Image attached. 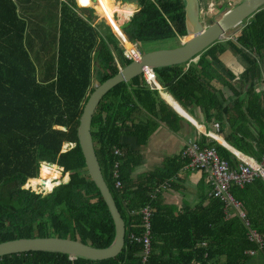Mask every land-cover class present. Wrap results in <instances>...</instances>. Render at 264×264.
Wrapping results in <instances>:
<instances>
[{"label":"trees","instance_id":"obj_1","mask_svg":"<svg viewBox=\"0 0 264 264\" xmlns=\"http://www.w3.org/2000/svg\"><path fill=\"white\" fill-rule=\"evenodd\" d=\"M108 1L105 9L99 7L110 13L109 27L128 50L132 51L133 47L137 50L142 44L179 41L187 36L184 0H139L140 9L121 27L114 18L121 7L114 0ZM66 2L61 3L59 11L47 15L50 19L47 20L55 27L58 25L59 34L55 30L53 37L55 53L52 57H30L23 47L25 22L18 18L12 0H8L7 23L21 25L22 31L17 36L19 41L15 42L21 57H0V243L62 238L104 249L115 241V224L100 190L86 170L78 143V127L90 94L132 60L123 55L119 41L105 23L91 27ZM125 9L127 15L134 8L126 5ZM106 13L102 12L101 17L109 22ZM227 49L248 61L249 69L239 85L248 89L245 99L227 103L223 108L226 100L217 97L221 93L214 85L228 87L235 96L240 95L213 67L217 63L224 68L218 57ZM243 50L258 57L259 62L264 60V7L253 13L232 38L218 40L200 53L185 71L183 63L156 69L153 73L157 87L158 83L168 87L182 105L194 102L207 113L210 110L219 116L223 113L229 120L230 131L225 142L259 161L264 152V107L255 92V82L260 81L261 68ZM96 78L99 85L94 88L92 83ZM147 85L144 75H140L114 87L91 119L92 142L103 178L124 221L122 251L115 258L101 261L37 251L0 256V264H143L142 245L130 235L141 232L139 210L145 205L150 206L152 215L150 254L144 264H248L251 259L248 252L259 248L249 240V230L260 236L264 252V182L261 179H254L243 189L234 186L230 189L248 226L236 211L226 218L223 203L212 198L207 197L206 206L201 203L181 210L162 203L158 188L182 169L185 159L181 164L176 159L167 160L163 163L167 172L156 170L132 180L131 174L141 156L139 151L124 146L120 138L127 134L141 146L151 133L149 122L145 126L133 124L134 112L144 110L153 116L157 112V98ZM159 93L186 117L174 99L162 90ZM127 127L132 131L127 133L124 129ZM251 128L256 130L254 141L250 140ZM213 138L222 142L216 136ZM214 144L218 154L233 169L240 163L226 148ZM64 145L68 147L61 153ZM114 149L120 150L121 156L115 155ZM242 154L237 155L246 160ZM246 162L252 163L250 159ZM44 163L61 167L68 174V183L56 186L58 183L48 180L59 181L62 170ZM116 163L117 180L113 176ZM28 181L39 195L30 194L24 188ZM116 182L120 183V189L115 187Z\"/></svg>","mask_w":264,"mask_h":264},{"label":"crops","instance_id":"obj_2","mask_svg":"<svg viewBox=\"0 0 264 264\" xmlns=\"http://www.w3.org/2000/svg\"><path fill=\"white\" fill-rule=\"evenodd\" d=\"M66 1L12 0V2L16 6V13L18 18H20L21 21L25 22L26 25L22 34L24 45L23 47L28 52L30 57H52V55L55 53V51H53V37L55 34V30L56 34H59L58 25L55 27L54 24L49 21L50 19L47 17V15L49 13L55 12V10L59 11L62 2L68 3L67 5L71 8V10L74 11L80 18H82L83 21H85L91 27L95 28L98 26V24L105 23V21H103L105 19L98 16L100 8L99 5H101L104 9L106 8L104 6L103 0H100L101 2H99V0H72L74 5L71 4V2H69L68 0ZM104 1L107 6L109 4V1ZM114 3L118 4V6L120 7L131 5L120 2L118 0H114ZM9 6L10 5L8 4V0H0V57H21L20 49L17 50L18 48L15 47V42L19 41V37L17 36L21 33L22 26L16 25L15 23V27L14 24L8 25L6 16ZM81 11H86V14ZM136 11L137 10L134 7L131 15L124 19L123 22H127ZM47 18L49 20H47ZM114 18L118 21L119 17L117 15H114ZM118 23H120V21H118ZM105 25L108 26L107 23H105ZM121 25L122 23L119 25V27H121ZM109 29L115 36V38L119 41L118 36L114 34L110 27ZM14 36H16L17 39L13 40L12 38ZM119 45L123 50V55L126 56V58L133 60V57H130L129 55V50L125 48L123 43L119 41ZM42 46H44V49H42ZM243 51L245 54L250 56L247 58H250L252 61L259 62L258 57H254L246 50ZM228 54L229 57H218V60L222 63L224 68L218 66L217 63H213V67L229 84H231V86L235 87L237 93L240 92V95L235 96L233 94V91L228 87L214 85L216 91H219L221 93L218 94L217 97L220 100H222V98L226 100L222 103L223 108L227 105V103H239L241 100L245 99V92L248 89V86L239 88L240 79L249 69L248 61L246 60V58L241 57L240 55H237L238 57H236L234 55H231L230 52H228ZM91 57H94V54L91 53ZM195 59L198 58H193L192 61L184 63V71L191 65V63L197 61ZM259 66L261 68L259 74L260 81L255 82V92L257 93V96L262 99L261 107H264V60L259 62ZM121 70L122 69H120L119 71ZM144 80L146 84H148L145 76ZM158 85V90L152 88L150 85L148 86L157 98L158 105L156 114L154 116L151 114L148 115V113L144 110H142L141 112L136 111L133 114V124H140L141 126H145L149 122L148 128L151 133L145 140V144L138 146L136 139L134 137L128 136L127 134H124L120 138V142L124 146L128 147L131 151H139L141 156L140 163L135 167L133 173L131 174V178L133 181H135L139 176L154 173L156 170H160L164 173L166 169L163 166V163L167 160L176 159L177 163L181 164L184 160V158L182 157V151L187 141L193 140L197 142L201 147L216 148L214 142L222 146L217 142L215 138L212 137L216 136L223 143L229 145L225 142V138L229 135L230 132L228 122L229 120L226 119L223 113H220V116L216 114L215 110H210L207 113L204 111V108L201 105H197L194 102L182 105L175 98V96H173L168 87L160 85L159 83ZM161 90L166 92L179 104V106L185 112L186 117H183V115L175 111L165 101V99H163V97L159 93V91ZM190 100H193V98H190ZM207 114H209L208 116L210 117H207ZM124 129L127 133L132 131L131 127H127ZM250 133L252 135L250 140L254 141V138L256 137V130L251 128ZM210 134H212V136ZM177 163H174V165L177 166ZM185 165L178 171V173L174 177H172L169 181L163 183L164 185H166V187H163V190H161V187L164 185L158 188L162 203L165 205L173 206L177 210H181L185 207L192 208L195 205L199 206L201 203L206 206L208 204V200L206 199L210 192V187L208 185V182L206 181L205 176L201 173L189 171L188 169H186ZM174 167H172V169H174ZM233 211L235 212V210H233L232 208L228 209V215H226L225 217L230 218ZM255 243L259 245L258 250L256 252L249 251L248 254L251 256L250 260H253L252 258L257 255L260 256V260L258 259L259 262L253 260L252 263L248 264H264V252L262 243Z\"/></svg>","mask_w":264,"mask_h":264},{"label":"water","instance_id":"obj_3","mask_svg":"<svg viewBox=\"0 0 264 264\" xmlns=\"http://www.w3.org/2000/svg\"><path fill=\"white\" fill-rule=\"evenodd\" d=\"M121 2L134 5L136 10H139L141 7L139 0H121ZM195 4H197V0H184V17L188 27L187 36H191L182 42V45L171 49L150 51L144 54L137 55L134 53L130 65L119 71L116 76L109 79L92 92L83 107L78 127V143L88 175L91 181L94 182L100 190L112 215L116 236L113 244L107 248L98 249L79 241L62 238L18 239L0 243V256L44 251L67 254L70 259L82 257L101 261L115 258L122 251L125 234L124 221L118 212L112 193L104 181L94 142H92L90 131L91 119L92 116H94L96 108L108 92L119 84L127 83L140 75L145 76L147 71L150 70L180 66L183 65V63L192 61L193 58H198L200 53L216 41H220L228 31L236 28L240 29V26L250 19L253 13L264 7V0H243L242 3L225 12L218 20L208 26H204L198 13L193 10ZM105 23L107 22L105 21ZM187 36L183 38H186ZM129 51H131V49ZM62 130L65 129L62 128ZM217 142L232 153L237 159L241 160L237 154L242 153L223 142ZM63 152L65 151H62V153ZM68 181L69 179L63 183H68ZM59 184H61V182L56 186ZM43 186L44 183L42 182L40 187L42 188Z\"/></svg>","mask_w":264,"mask_h":264},{"label":"built area","instance_id":"obj_4","mask_svg":"<svg viewBox=\"0 0 264 264\" xmlns=\"http://www.w3.org/2000/svg\"><path fill=\"white\" fill-rule=\"evenodd\" d=\"M132 48L129 51L130 57H134L133 53L137 50ZM138 52V51H137ZM137 55L139 54L136 53ZM148 84L158 90L157 82L153 74V70L147 71L145 74ZM72 147V145H70ZM114 154L121 156V151L114 149ZM182 157L186 161V169L191 172L201 173L205 176L206 181L210 187L208 198L219 200L224 205L225 213L228 215V209L235 210L241 219H243L245 226H248V222L245 220V215L240 211V206L233 200L230 189L234 186L239 189H243L245 185L253 182L254 179H261L264 182V152L262 153L259 161L247 157L252 164L246 162V160H239L240 163L234 167H231L229 162L223 159L213 147H201L197 142L190 140L184 146L182 151ZM117 165L115 164L114 179H118ZM115 187L120 189V183L116 182ZM166 185L161 187L163 190ZM141 223L138 226L141 229L139 235L131 234L130 238L142 245L141 259L143 264L146 263L150 254V220L152 211L149 205H145L139 210ZM249 240L262 243L259 235L255 231L249 230Z\"/></svg>","mask_w":264,"mask_h":264},{"label":"rangeland","instance_id":"obj_5","mask_svg":"<svg viewBox=\"0 0 264 264\" xmlns=\"http://www.w3.org/2000/svg\"><path fill=\"white\" fill-rule=\"evenodd\" d=\"M68 1L74 5L72 0H68ZM118 1L121 2V0H118ZM103 2H104V6L107 7L104 0H103ZM242 2H243V0H197V4L194 5L193 10L198 13V16L201 19V21L204 24H207V23H209V21L214 22L215 20H218L225 12H227L228 10L232 9L233 7H235L236 5H238ZM129 6H131L133 8L135 7L132 4ZM126 11H128V10L125 9V6L121 7V9L118 11V17L120 18V19L118 18V21H120V23H118V21H116L117 26H119L121 23L122 24L125 23V21L123 22V20L126 19L129 15H131V13H128L127 14L128 16H127L125 13ZM81 12L86 14V11H81ZM102 12L106 13L101 8H99V16L100 17L102 15ZM106 14H107V18L109 19V22L108 21L107 22L110 23V19H111L109 16L110 13L107 12ZM237 29L238 28L228 31L223 36V38L221 40H226L228 38H232L234 36L235 32L237 31ZM190 36L191 35L187 36L186 38H181V39H179V41L169 40V41H161V42H156V43H151V44L150 43L149 44H142V45L137 46V50L140 52V54H144L145 52H150V51H155V50H160V49L175 48L176 44H180V43L184 42ZM227 51L230 52L231 55L238 57L236 54H234L232 51H230V49H227L226 52ZM226 52L223 53L222 55H220L219 57H229L228 52L227 53ZM136 53H138V52L136 51ZM98 85H99V82H98V78H97L94 80V83H92V86H94V88H97ZM67 147H68V145H64L62 148V151H65V149ZM62 151H61V153H62ZM42 162H43V160H42ZM44 165H46V164H44ZM46 166L51 167L49 165H46ZM60 172H61L62 177L59 181L61 183H63V182H65V179L68 180V174H64L63 170ZM29 181L26 183L24 188L30 190V194L39 195V192L31 186ZM38 189H39V186H38ZM40 194H45V193L40 192ZM259 257L260 256L257 255V256H254L252 259L254 261L259 262V260H260ZM253 260H250L251 262H249V263H252Z\"/></svg>","mask_w":264,"mask_h":264},{"label":"bare ground","instance_id":"obj_6","mask_svg":"<svg viewBox=\"0 0 264 264\" xmlns=\"http://www.w3.org/2000/svg\"><path fill=\"white\" fill-rule=\"evenodd\" d=\"M108 24V26H110L111 24L110 23H107ZM44 164H46V165H49V166H51V167H54V169H57V170H63V169H61V167H59V166H56V165H54V164H50V163H44ZM42 180H44V179H42ZM48 180H50V181H53V182H56V183H59L60 181H56V180H54V179H48ZM45 181V180H44Z\"/></svg>","mask_w":264,"mask_h":264},{"label":"flooded vegetation","instance_id":"obj_7","mask_svg":"<svg viewBox=\"0 0 264 264\" xmlns=\"http://www.w3.org/2000/svg\"><path fill=\"white\" fill-rule=\"evenodd\" d=\"M200 20H201V19H200ZM215 21H216V20H215ZM215 21H214V22H215ZM210 22H211V21H209V23H207V24H204V26H208V25H210V24L213 23V22H211V23H210Z\"/></svg>","mask_w":264,"mask_h":264}]
</instances>
